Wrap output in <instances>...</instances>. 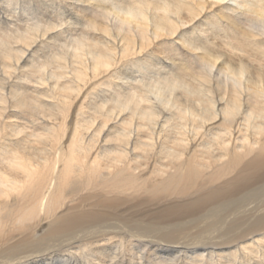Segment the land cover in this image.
Listing matches in <instances>:
<instances>
[{
  "label": "bare ground",
  "instance_id": "6f19581e",
  "mask_svg": "<svg viewBox=\"0 0 264 264\" xmlns=\"http://www.w3.org/2000/svg\"><path fill=\"white\" fill-rule=\"evenodd\" d=\"M0 264H264V0H0Z\"/></svg>",
  "mask_w": 264,
  "mask_h": 264
}]
</instances>
